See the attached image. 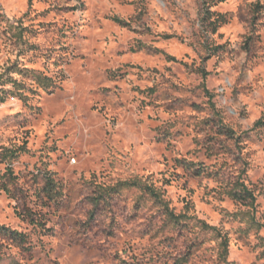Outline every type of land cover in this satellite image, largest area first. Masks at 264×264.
<instances>
[{
  "label": "clouds",
  "instance_id": "clouds-1",
  "mask_svg": "<svg viewBox=\"0 0 264 264\" xmlns=\"http://www.w3.org/2000/svg\"><path fill=\"white\" fill-rule=\"evenodd\" d=\"M68 2L77 7L72 18L85 24L81 33L94 35L100 42L111 36L108 22L121 13L129 21L130 34L150 27L154 39L159 38L155 33L163 17L174 39L183 40L191 66L182 73L159 65V72L147 65L143 70L122 66L115 77L124 76L123 89L112 87L105 92L108 78L89 68L101 60L105 65L114 62L105 55L72 61L63 68L64 75L52 76L50 85L35 80L27 83L30 78L18 69L30 67L33 54L28 45L37 41L27 32L21 34L15 20L0 22V88L15 91V83H27L21 90L26 101L10 97V103L0 105L4 113L19 112L17 121L26 127H9L12 135L0 138V145L16 151L24 141H32L31 150L16 151L18 160H0V176L10 167L23 173L8 185L13 198L4 195L15 209L0 218V224L12 229L0 228V264H217L218 250L200 243L215 233L206 230L196 215L185 183L198 189L202 209L207 205L220 214L224 222L218 230L230 229L236 235H240L236 229L247 223L246 219L244 224L233 221L230 214L234 209L244 218L241 203L230 195L236 181L247 184L254 195L264 193V127L251 119L253 113L264 114V8L256 9V0H228L224 5L231 15L217 36L223 31L237 50L231 59L234 69L228 87L230 93L234 90L227 104L231 114L217 116L218 107L204 102L196 72L197 62L206 54L201 39L223 41L202 29V0H164L163 5L160 0H48L53 8ZM259 3L264 5V0ZM53 16L50 13L49 19ZM25 23L36 28L37 22L30 17ZM253 34L261 37L260 43L251 51L242 50L239 45ZM150 51L141 49L138 54ZM13 62L17 69L9 71ZM148 84L155 87L154 94L132 90L137 85L146 89ZM194 102L201 107L194 109ZM37 131L42 135L38 137ZM35 157L41 163L47 161L58 181L67 173L62 180L64 195L51 201L46 213L34 199L38 186L24 167ZM177 158L195 162L194 166L177 163ZM199 161H204L203 166ZM31 170L35 173L36 168ZM181 189L188 193L186 199H181ZM173 197L187 205L180 211L179 222ZM26 208L45 216L43 228L30 222ZM16 233H23L26 240ZM248 236L252 240L249 243L245 237L243 253L250 252L255 259L264 251L256 247L264 229ZM256 264H264V257Z\"/></svg>",
  "mask_w": 264,
  "mask_h": 264
},
{
  "label": "rangeland",
  "instance_id": "rangeland-1",
  "mask_svg": "<svg viewBox=\"0 0 264 264\" xmlns=\"http://www.w3.org/2000/svg\"><path fill=\"white\" fill-rule=\"evenodd\" d=\"M160 2L161 5H163L164 0H160ZM227 2L228 0H202V3L199 5L200 10L203 12L200 20L201 27L205 32L210 30L214 36H217L218 29L229 23L231 11L224 7ZM79 7L82 9L84 5L81 4ZM255 8H264V5H261L259 0H256ZM53 12L55 16L49 19V14ZM76 12L77 7L71 5L70 2L53 8L48 4V0H0V22L15 20L16 26L21 29V34L27 32L37 41L28 45V50L33 54L28 61L30 67L26 66L18 69L26 77L30 78L27 83H30L31 80H35L37 84L44 85L45 82L41 79L47 77L51 79V81L49 83L46 82V84L50 85L52 83V76L64 75L63 68L72 61H83L86 58L95 59L97 56L102 57L105 55L112 56L114 62L110 61L105 65L101 60L98 63L89 65L90 70L94 73L108 78V83L103 85V90L105 92L111 91L112 87L123 89L124 76L121 75L118 79L115 77V73L122 71V66L124 68L131 67L143 70L145 65H147L149 70L159 72L160 68L157 67V65H159L169 72H173L175 69L178 73H182L191 66L189 63L190 54L183 51V40L174 39V33L165 24L163 17L159 18L158 31L155 33V36L159 38L154 39L150 27L142 33L132 30L130 34L129 21L124 17V13H121L114 16L112 20L108 22L112 30L111 36L105 37L103 42H100L94 35L88 34L87 32L84 34L81 33V29L85 28V24L79 19L72 18ZM141 15H144V13L142 12ZM61 16H63V20L60 19ZM221 16L226 17V22L220 24L215 31L211 27V23ZM29 17L31 20L37 22L35 29L32 28L30 24L25 23ZM115 17L128 23V26H121L116 23L113 20ZM87 27L91 28L92 26L87 25ZM100 31H102V29H95L97 33ZM113 37H115V39H113ZM249 38L252 39L251 42H249L251 50L256 48L261 41V37L255 36L254 34L249 35L247 39L239 45L244 51H246L245 48L248 47L246 42ZM217 40L223 42L217 43L216 41L201 39L202 50L206 54L202 61L197 62L196 74L199 76L201 86L204 89V102L210 103L211 107L214 109L218 107L219 110L216 112L217 116L222 113H228L230 115L231 113L227 108V104L229 103V96L234 95V90L230 93L228 87L234 69V66L231 64V59L236 53L237 48L234 46L232 40L225 39V33L223 31L219 32ZM109 46L111 47L109 48ZM141 49H150L151 51L145 55H140L138 54V50ZM68 57H71V60H69ZM170 58H174L175 61L170 60ZM200 64H206L207 67L201 68L199 67ZM13 69H17L15 62L11 64L8 70L11 71ZM124 75H127V73H124ZM2 79L3 77H0V80ZM27 83H15V91L0 88V105L10 103V97H17L22 101H26L27 97L22 96L21 90L27 87ZM132 90H139L141 92L147 91L150 94H154L156 91L155 87L151 84H148L146 89L137 85V88ZM28 91L33 92L34 95H38V93H35L34 89L28 88ZM207 93H209V95ZM48 95H52L51 92H49ZM177 99H183V97H177ZM192 107L195 109L201 106L199 103L194 102ZM36 110L41 111L42 109L36 108ZM242 115H244V113H242ZM19 116V112L4 113L3 109L0 108V138H3L5 135H12L8 132L9 127H26V123L17 121V117ZM263 116L264 114L261 113H253L251 119L256 123ZM13 121H16V124H13ZM205 123H207V121H205ZM25 135H30V132H25ZM41 135L42 133L37 131V136L39 137ZM245 135H247V133H245ZM0 147H4V152L0 153V160H18L19 157L16 156V151L24 152L31 150L32 141L30 139L24 141L18 146L16 151L9 150L4 145H0ZM49 147L51 148L52 146L49 145ZM39 150L40 144L38 143L36 145V151ZM33 155L35 156V152H33ZM179 161L186 160L177 158V163H179ZM199 163L203 165L204 161H199ZM24 167L28 168L33 183L38 186L37 191L33 194L34 199L38 202V207L42 208L46 213L50 202L44 205L47 203L46 198L44 196H39L44 184V182L41 183V180H43V175L45 173H51L54 177H56L57 173L51 171L47 161L41 163L39 157H35L32 164L25 162ZM32 168H36L35 173L32 172ZM8 171H12L17 179L23 175V173L17 174L11 167L7 172ZM68 171H71V169ZM240 175L243 176L244 174L241 173ZM66 178L67 173L61 177L60 181L55 178L59 184L61 196L64 195L62 191V180ZM3 182L4 176H0V218H3L5 212L15 209L14 205L4 199V195L7 193L2 189ZM164 182L169 183V178L165 177ZM185 188H188L191 192L192 199L189 203L194 208L199 219L218 229L219 224L224 222L223 219L220 218V214L216 212L214 208H209L207 205H204L202 209L203 199L198 194V189L196 187H190L185 183ZM16 191L22 192L23 189L17 188ZM181 192L183 194L181 199H186L188 193L185 192L184 189H181ZM8 196L9 200L13 198V196L9 194ZM256 197L257 201L253 205L241 204L243 219H240V214L235 213L234 209L233 213H230L233 221L239 219L240 224H244L245 219L247 221L245 227H238L236 229V232H239L240 235H236V233L232 232L230 229L223 232L219 230L229 241L227 263H224L221 258L223 250L221 247L222 240L218 238L217 235H214L211 240L206 239L200 242L201 247L207 243L210 244L213 249L218 250L217 264H256V260L264 257V251L260 252L255 259H252L250 252L247 255L243 253V249L247 247V245L243 243L245 237H248L249 243H251L252 240V238L248 236V233L253 231L260 232L264 229V193L256 195ZM172 204L177 207L176 214H180V211L187 207L186 204L181 203V201L177 200L175 197L172 199ZM30 210L32 209L26 208L25 212ZM202 211L204 213L203 215H201ZM17 214H19L18 211ZM214 217L217 219V223L215 224L212 222ZM256 247H264V236L259 237V243Z\"/></svg>",
  "mask_w": 264,
  "mask_h": 264
},
{
  "label": "trees",
  "instance_id": "trees-1",
  "mask_svg": "<svg viewBox=\"0 0 264 264\" xmlns=\"http://www.w3.org/2000/svg\"><path fill=\"white\" fill-rule=\"evenodd\" d=\"M116 23L120 24L121 26H128V23H126L125 21L121 20L120 18L115 17L113 19ZM226 22V17L225 16H221L219 18H217L216 21L211 23V27L213 28V30H217V28L220 26V24L225 23ZM251 38H249L246 42V45L248 47L245 48L246 51H251L250 47H249V42H251ZM170 60L175 61L174 58H170ZM41 78V77H40ZM42 81H44L46 84L49 83L51 81V79L45 77L41 79ZM209 95V93H207ZM255 125L257 127H264V116L258 120ZM233 132L234 134V130H230ZM185 163L187 164L189 167H193L194 163L192 162H186V161H179V163ZM203 166V165H201ZM195 175H199V172L195 173ZM17 177L14 176L12 171H8L6 173V175H4V182L2 183V189L4 191H6L7 194H9L10 196H13V194L11 193L8 185L9 184H15ZM43 187L39 193V196H44L47 200V203H45L44 205H47L49 202L58 199L59 197H61V190L59 189V184L56 181L55 177L53 174L51 173H45L43 175ZM234 187V191L230 194L231 198L234 201H239L241 204L244 205H253L255 204V202L257 201V197L256 195H254L252 190H249V187L247 184L243 183L241 180H237ZM17 190V189H16ZM26 215L29 217L30 222L32 224H35L37 227L39 228H43L45 226L46 223V219L45 216L42 213L39 212H33V210H30L28 212H26ZM175 217L177 218V222H179V219H182V217H180V214H176L175 213ZM201 223L204 225L205 229H210L212 232L215 233V235L218 236V238H220L221 241V247H222V253H221V258L223 259L224 263H227V256L229 253V241L227 239V237L225 235H223L216 227H212L209 224H207L205 221L200 220ZM186 226V225H185ZM0 228H3L6 232L12 231V229L8 226L5 225H1L0 224ZM17 235L21 236L22 239L26 240V237L24 236L23 233H16ZM189 255H191V251H189ZM178 264H180V262L178 261Z\"/></svg>",
  "mask_w": 264,
  "mask_h": 264
}]
</instances>
